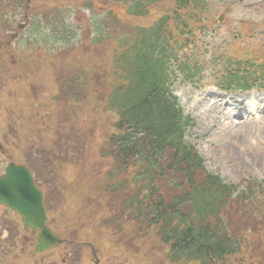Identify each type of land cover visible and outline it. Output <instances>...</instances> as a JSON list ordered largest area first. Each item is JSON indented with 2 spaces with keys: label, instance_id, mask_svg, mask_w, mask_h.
Returning a JSON list of instances; mask_svg holds the SVG:
<instances>
[{
  "label": "trees",
  "instance_id": "trees-1",
  "mask_svg": "<svg viewBox=\"0 0 264 264\" xmlns=\"http://www.w3.org/2000/svg\"><path fill=\"white\" fill-rule=\"evenodd\" d=\"M43 1L33 6L44 9V17L55 16L44 21L43 28L50 30L44 32L48 38L44 41L81 48L72 43L73 34L80 29L89 42L84 46L89 48L77 49L78 60L64 59L60 64L50 62L41 67L33 61L25 74L31 80L38 76L51 79L62 107L69 98L74 100V95L90 93L113 119L112 131L104 134L105 141L85 138L84 149L96 150L105 142L98 156L106 161L105 182L91 188L89 200L98 205L121 196L120 239L127 234V224L137 222L140 247L147 248L142 255L144 264H264V183L227 185L207 173L195 146L185 139L193 120L170 92L177 72L195 86L199 82L202 54L197 52L208 48L201 46V41L205 43L218 24L211 15L215 3L104 0L101 4L100 0H76L92 11V18L84 19L73 30L59 19L64 0ZM7 2L0 0V34L8 29ZM160 4L168 6L162 11L164 16L151 21L153 6ZM102 5L108 6V12ZM120 8L125 9L128 22L119 17ZM134 20L146 24L130 23ZM101 46L106 47V55L98 56ZM88 49L97 61L86 55ZM212 59L222 63L215 80L223 90H264V46L247 56L239 51L225 57L212 55ZM106 60L107 72L98 81L94 78L97 66ZM3 73L12 78L9 72L0 71ZM97 90L103 92L101 98ZM84 97L88 104L89 97ZM75 102H79L77 95ZM17 143L18 147L22 145L19 139ZM38 147L31 143L26 150ZM122 176L132 181L135 193L129 189L126 196L115 186Z\"/></svg>",
  "mask_w": 264,
  "mask_h": 264
},
{
  "label": "rangeland",
  "instance_id": "rangeland-1",
  "mask_svg": "<svg viewBox=\"0 0 264 264\" xmlns=\"http://www.w3.org/2000/svg\"><path fill=\"white\" fill-rule=\"evenodd\" d=\"M33 1L34 3H44L43 0ZM101 1L104 0H100L102 4ZM211 1L215 3L211 15L216 21L221 19L219 21L221 24L212 28L205 43L201 41V46L206 45L208 48L205 51L197 52L202 54L200 57L202 74L200 79L198 78L199 82L195 86L177 72V80L173 81L170 92L177 97L184 113L191 116L195 122L194 128L187 131L185 139L196 146L209 173L219 175L226 184L230 185H237L243 180L264 183V92L252 91L246 94L221 92L217 86L218 81L215 79L221 70L222 63L212 59V55L225 57L241 51L247 56L249 52L261 50V47L264 46V0ZM64 2L65 5L62 4L60 7H62L61 12L65 16L67 25L75 26L76 21L92 18V11L86 10L83 5L69 3L67 0ZM48 5L52 6L51 2H48ZM153 7L151 21H155L157 18L156 21H158L164 16L162 11L168 6L160 4ZM33 8L34 12L29 13V16L20 12L16 14L15 18L12 17L11 22H15L13 33L6 29L5 32L7 33L0 34V43L3 46L0 48V59L3 58V55L6 56L0 61V71H7L9 72L8 76L12 77L7 78L4 73L0 74L1 173L8 161L16 162L23 159L24 162L30 163V170L41 187L47 188L43 175L46 171L43 154L38 153L35 148L31 149L25 158L23 157L26 145L23 136L28 131L27 115L31 117L29 107L33 105L31 96L39 92L40 98L45 97L42 117L47 118V120L40 127L33 129L35 133L42 135V139L46 143L44 148L51 149L55 137L54 129L57 124L63 121L66 123L61 125L64 132L67 133L69 127L73 125L75 127L70 128L74 137L79 136L81 140V143L78 142L68 156L63 157L57 163H53L55 170L51 172V175H53L58 189L66 198H68V192L70 195L75 192V195L71 201H68L67 208L61 204L59 209L49 210V224L53 227L59 226L61 229L69 228L78 232L80 234L78 240L81 242L94 243L103 252L106 264H144L142 255L147 252L146 246L143 249L139 248V259L135 256L133 247L116 248L110 244L106 245V237H103L105 241L103 245L98 243L93 238L92 226L85 230L79 223V219L85 220L90 211V203L86 198L87 191L92 186V182L99 179L106 168V161L98 158L102 154L101 149L104 148L105 142L100 144L96 150L92 148L86 150L84 149V138L91 141L92 139L105 141L104 134L112 131L114 121L111 116L103 112L101 104H98L90 93L85 92L81 96L76 94L78 103L75 102L76 95H74V100L69 98L63 103V108L66 107V109L62 110L63 119L60 118L58 108L50 100H47L58 95L53 81L47 76L45 78L38 76L31 80V76L25 75L27 66L33 65L34 62H38V67H41L50 62L60 64L64 59L71 61L77 57L78 60L77 49L89 48L88 45L84 46L89 43L85 40L86 34L78 31L75 32L72 43L81 46V48L49 43L51 47L39 50V54L31 53V51L36 52L38 49L33 48V46L25 48L26 43H32V40L42 41L41 37L30 39L32 32H36L37 28L32 24L35 20L33 18L35 13L43 15L44 11V9L36 10L35 6ZM102 8L108 12V6L104 8L102 5ZM51 12L53 11L51 10ZM118 14L122 21L128 22L125 9L120 8ZM42 19L48 20L44 17ZM130 23L135 25L146 24L140 20H134ZM24 25H26L25 28H23ZM9 34L16 35L15 43H12V40L7 41ZM254 38L258 39L254 40ZM89 39L91 42L93 41L94 35L92 33ZM262 42L263 44L260 46L259 44ZM7 43L12 44V46H8ZM104 50H106L105 46L99 47L97 49L98 56L106 55ZM86 55L92 58V61H97L91 50L88 49ZM107 66V60L98 65L94 78L100 81L103 78L102 73L107 72ZM31 83L33 86H30ZM84 95L90 99L88 104ZM96 95L101 98L103 92L97 90ZM35 99L40 100L38 97ZM241 107L243 110L239 113L238 109ZM231 112L233 115H230ZM9 116L13 119L9 120ZM4 134H7L8 138L19 134L22 145L14 147L11 143L6 146L2 138ZM32 140H35L36 144L39 143L37 138L32 137ZM57 198L54 193H51L49 196L50 204L54 205ZM113 206L117 207V201L113 202ZM104 250H106L108 257ZM86 253L83 255V262L89 264L91 263V255ZM61 254H63V250L51 253L50 257L59 260Z\"/></svg>",
  "mask_w": 264,
  "mask_h": 264
},
{
  "label": "water",
  "instance_id": "water-1",
  "mask_svg": "<svg viewBox=\"0 0 264 264\" xmlns=\"http://www.w3.org/2000/svg\"><path fill=\"white\" fill-rule=\"evenodd\" d=\"M0 205L17 212L26 229L39 230L37 251L43 252L59 246L61 241L58 236L46 227L42 194L36 189L26 167L11 164L5 175L0 177Z\"/></svg>",
  "mask_w": 264,
  "mask_h": 264
},
{
  "label": "bare ground",
  "instance_id": "bare-ground-1",
  "mask_svg": "<svg viewBox=\"0 0 264 264\" xmlns=\"http://www.w3.org/2000/svg\"><path fill=\"white\" fill-rule=\"evenodd\" d=\"M242 110H243V107H241L240 109H238L239 113H241ZM230 115H233V112H231Z\"/></svg>",
  "mask_w": 264,
  "mask_h": 264
}]
</instances>
